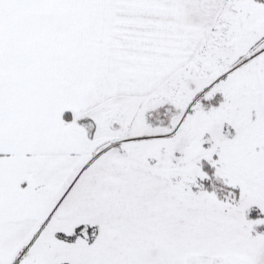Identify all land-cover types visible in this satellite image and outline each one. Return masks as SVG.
<instances>
[{"label": "snow or ice", "instance_id": "obj_1", "mask_svg": "<svg viewBox=\"0 0 264 264\" xmlns=\"http://www.w3.org/2000/svg\"><path fill=\"white\" fill-rule=\"evenodd\" d=\"M0 264H264V0H0Z\"/></svg>", "mask_w": 264, "mask_h": 264}]
</instances>
